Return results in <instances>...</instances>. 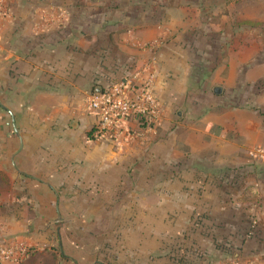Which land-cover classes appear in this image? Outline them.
<instances>
[{"label":"crops","instance_id":"1","mask_svg":"<svg viewBox=\"0 0 264 264\" xmlns=\"http://www.w3.org/2000/svg\"><path fill=\"white\" fill-rule=\"evenodd\" d=\"M5 5L0 243L19 264L264 258V0ZM150 75L152 125L92 140L88 94Z\"/></svg>","mask_w":264,"mask_h":264},{"label":"built area","instance_id":"2","mask_svg":"<svg viewBox=\"0 0 264 264\" xmlns=\"http://www.w3.org/2000/svg\"><path fill=\"white\" fill-rule=\"evenodd\" d=\"M7 14L5 0H0V19ZM86 101L87 109L97 116L96 124L90 129L92 140L114 142L120 138H136L139 134L132 130L130 120L151 122L157 114V98L151 75L139 83L131 78L110 82L99 92H90ZM249 154L264 159V148L251 149ZM25 250L23 246L16 248L13 244L0 243V260L19 264ZM216 264H264V258L231 255Z\"/></svg>","mask_w":264,"mask_h":264},{"label":"trees","instance_id":"3","mask_svg":"<svg viewBox=\"0 0 264 264\" xmlns=\"http://www.w3.org/2000/svg\"><path fill=\"white\" fill-rule=\"evenodd\" d=\"M150 123H151V122H147V121H145V120H142L140 125H141L142 127H145V126H148V125L151 126L152 124H150Z\"/></svg>","mask_w":264,"mask_h":264},{"label":"rangeland","instance_id":"4","mask_svg":"<svg viewBox=\"0 0 264 264\" xmlns=\"http://www.w3.org/2000/svg\"><path fill=\"white\" fill-rule=\"evenodd\" d=\"M236 1L237 0H226L227 3H229V2H234L235 3ZM261 25H262L261 26L262 27V30H264V22H262Z\"/></svg>","mask_w":264,"mask_h":264},{"label":"water","instance_id":"5","mask_svg":"<svg viewBox=\"0 0 264 264\" xmlns=\"http://www.w3.org/2000/svg\"><path fill=\"white\" fill-rule=\"evenodd\" d=\"M95 92H99V90H98V89H96V90H95Z\"/></svg>","mask_w":264,"mask_h":264}]
</instances>
